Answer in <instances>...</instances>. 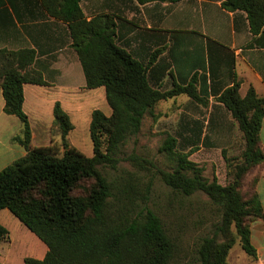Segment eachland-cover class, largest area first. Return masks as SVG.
<instances>
[{
    "label": "trees",
    "instance_id": "trees-1",
    "mask_svg": "<svg viewBox=\"0 0 264 264\" xmlns=\"http://www.w3.org/2000/svg\"><path fill=\"white\" fill-rule=\"evenodd\" d=\"M43 3L52 16L68 23L71 46L83 69L84 87H104L111 112L106 115L94 109L91 113L92 156L68 142L73 123L59 102L53 108V127L60 134L62 154L52 144L32 146L29 119L23 110V85L47 82L39 71L28 68L35 57L33 50L0 49L3 110L21 121L22 134L15 139L26 150L25 155L0 170V210L8 209L47 246L42 259L26 256L23 263L181 264L186 250L168 232L154 209L136 201L138 176L130 175L115 188L103 168H117L121 145L140 131L144 116L153 115L158 102L181 93L197 99V94L190 84L167 91L153 88L144 64L117 45L110 16L96 15L87 20L80 0ZM222 5L229 11L243 10L253 34L262 28L264 0H224ZM217 101L236 122L244 140L238 157L225 158L227 183L221 184L216 176L205 177L203 167L189 159L207 137H201L200 122L189 125L182 121L177 135L183 145L178 138L167 135L160 146L172 162L167 169L139 155L127 158L139 172L158 175L172 191L184 196L203 192L216 206L219 220L209 234L196 240L190 264H231L227 256L237 241L254 258L251 222L264 219L255 172L257 167L264 168V146L259 139L264 97L253 88L241 96L239 82L235 81L220 93ZM8 233L0 224V244Z\"/></svg>",
    "mask_w": 264,
    "mask_h": 264
},
{
    "label": "crops",
    "instance_id": "crops-1",
    "mask_svg": "<svg viewBox=\"0 0 264 264\" xmlns=\"http://www.w3.org/2000/svg\"><path fill=\"white\" fill-rule=\"evenodd\" d=\"M223 1L80 0V7L87 20L96 15L113 19L117 45L144 64L153 88L167 91L190 84L197 99L181 93L156 105L169 102L203 110L202 117L193 116L189 123L204 125L203 138L207 124L224 133L229 125L237 126L217 101L220 93L235 81L239 82L241 96L253 88L258 96L264 97V24L253 34L246 13L225 9ZM71 44L68 23L52 16L43 0H0V49L33 50L35 57L28 68L39 71L47 82L23 85V110L29 119L32 146L49 145L53 131L58 133L53 127L56 102L69 115L74 130L73 117L83 110L87 94L96 100L105 98L104 87H84L83 69ZM3 107L0 88V170L26 153L15 139L22 134V123L17 116L6 114ZM98 107L90 108V120L92 111ZM259 139L264 146V113ZM255 172L256 192L264 211V168L257 167ZM32 238L33 245L22 259L26 256L42 259L47 251L44 242ZM250 239L256 256L250 257L239 244L240 249H230L228 262L264 264V219L251 222ZM5 261L0 257V264H6Z\"/></svg>",
    "mask_w": 264,
    "mask_h": 264
},
{
    "label": "rangeland",
    "instance_id": "rangeland-1",
    "mask_svg": "<svg viewBox=\"0 0 264 264\" xmlns=\"http://www.w3.org/2000/svg\"><path fill=\"white\" fill-rule=\"evenodd\" d=\"M82 81L84 82L83 75ZM183 95L181 96L185 98ZM87 96L81 113L73 117L75 129L69 132L67 139L86 156H92L93 147L89 133L90 108L99 106L98 108L106 115L110 114V108L105 98L96 100L88 94ZM202 111H197L185 104L159 103L154 108L153 115L144 116L140 131L127 138L121 145L119 151L121 160L117 168H103V173L115 185V188L130 175L138 176L134 193L136 201L154 209L168 232L177 239L179 246L186 250L187 254H183L185 257L181 259V264L191 263L196 240L209 234L213 225L219 220L216 206L203 192L197 191L190 196H184L172 191L158 175L147 171L139 172L127 158L132 154L139 155L152 160L157 167L167 169L172 162L164 152L160 151L163 141L168 134H171L183 145L182 138L177 135L180 132L181 123L183 124L182 121L190 123L193 116L202 117L204 113ZM227 131V133L217 131L212 124H207L204 128L206 139L189 156L191 161L203 167L205 177L211 179L216 176L221 184L227 183L228 180V166L225 158L238 157L244 147V140L237 126L229 125ZM52 137L51 144L58 154H62L60 134L53 131ZM237 161L236 158L233 162ZM244 189L247 190V188ZM0 224L9 232L8 238L0 244V257L6 260V264H23L22 256L28 255L27 250L33 245L32 237L37 236L6 208L0 210ZM233 249H240L238 242Z\"/></svg>",
    "mask_w": 264,
    "mask_h": 264
}]
</instances>
